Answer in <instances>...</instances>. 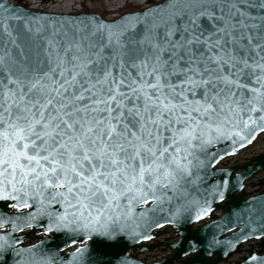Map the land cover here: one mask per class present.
Listing matches in <instances>:
<instances>
[{"label":"snow or ice","instance_id":"obj_1","mask_svg":"<svg viewBox=\"0 0 264 264\" xmlns=\"http://www.w3.org/2000/svg\"><path fill=\"white\" fill-rule=\"evenodd\" d=\"M258 132L264 0H162L111 22L0 0V264H130L127 241L227 201L235 169L215 164ZM26 229L43 238L22 248ZM220 243L170 247L200 264Z\"/></svg>","mask_w":264,"mask_h":264},{"label":"water","instance_id":"obj_2","mask_svg":"<svg viewBox=\"0 0 264 264\" xmlns=\"http://www.w3.org/2000/svg\"><path fill=\"white\" fill-rule=\"evenodd\" d=\"M8 3L12 4V5H17L15 3H13L12 0H8ZM160 3H162V2H160ZM160 3H158V4H160ZM154 5H157V4L148 5L146 7L154 6ZM17 6L20 7L21 11L28 10V11L33 12L35 15H53V14L60 15V13L35 11V10L30 9V8H26L22 5H17ZM142 9H144V8H142ZM142 9H140V10H142ZM140 10H137L134 12H138ZM128 13H130V12L123 13L114 19H109L106 17L103 18L101 15L94 14V13H77V14H63V15H66V16L71 15L72 17L80 16L81 18L95 16L104 22H111L114 20H118L119 17H121L122 15H126ZM261 134H264V133L258 132L256 134V139ZM248 146H250V145H248ZM248 146H246V147H248ZM241 150H243V149H240L239 151H241ZM238 152L235 155H237ZM235 155L226 156L222 160H219L215 164V171L217 172L218 175H222L227 170L235 169V171L232 172V177H233L232 184L234 185V188L230 192L227 201L226 202L217 201V203L213 205V212L221 211L222 214L219 217L211 219V216L213 213L212 212L210 216L206 217L202 221L192 223V224L183 223L179 227L180 235L177 234L178 228L176 225L164 224L163 227H170L176 233L177 240L173 243H164L163 244V243L157 242L155 244L147 245L154 238L151 240H136L135 242L127 241L125 244L122 245L121 251H122L124 256H126L130 259V264H167L168 261H171V264H175L178 262H180L179 264H183V261L185 259L183 252L178 248L170 247V245H175L176 242L179 241L182 236H188V237L195 236L197 238L203 239L204 240V246L206 247L207 242L212 239L213 235H215L216 238L221 241V243L217 244L213 249L209 250L211 252V254H209L208 252H204V254L201 257L200 264H222L229 256H231L233 253H235L238 246H240L241 244H243L245 242L251 241V240L260 239L261 237L264 236V235H259V232L261 231V229L259 228V224H260L259 212L258 211L253 212V208H255L257 210H259L261 208V206H262L261 202L264 201V193H260L254 197L244 198L242 196L243 188L239 187L240 183H243V185H244V182L246 180L251 178L254 174H256L258 171H260L263 168L264 155L257 158L254 162H248V163H245L243 165H237L234 167H229V168H224V169L217 167L221 161H223L226 158L233 157ZM238 177H239V179H238ZM249 220H251V223H249ZM161 223H164V222L161 221ZM246 224L248 225L247 230H249V231L252 228H256L257 235L250 237L247 240L240 239L239 242H237L235 239H233L234 234H238L242 228H245ZM235 225H239V226L236 227ZM163 227H161V228H163ZM158 229H160V228H153L149 234L153 237V232L158 230ZM26 230H28V229H26ZM16 235L20 236L22 238L26 237L22 240V243H21V245H19V247L28 248L31 245L23 247L22 244H24L25 241H27V240L34 239V235H43V234L39 231L32 232V230H30L26 234L16 233ZM41 239L42 238H39L38 242ZM229 241H231V243H229ZM38 242H36L34 244H37ZM57 243H60V241H57ZM140 243H145L146 245L140 246ZM159 247H165L166 249L171 251L172 255L169 258H165V259H162V260L157 261V262L146 263V262L137 260L135 256H132L129 254V252H131L132 250H135V249H139L140 252L144 253V252H150V251H152L156 248H159ZM185 247H186V245H185ZM68 248H70V247H68ZM68 248H63L62 251L65 249H68ZM62 251L59 253V256L67 257L71 253L70 252V253L62 254ZM252 256H256L257 260L252 261L250 259ZM14 261H15L14 254H10L8 256V264H14ZM57 264H61L59 259H57ZM64 264H67V262L65 261ZM238 264H264V254L263 255L252 254L249 257L242 260L241 262H239Z\"/></svg>","mask_w":264,"mask_h":264},{"label":"rangeland","instance_id":"obj_3","mask_svg":"<svg viewBox=\"0 0 264 264\" xmlns=\"http://www.w3.org/2000/svg\"><path fill=\"white\" fill-rule=\"evenodd\" d=\"M16 2H21L28 6V8L35 11L52 12L60 14H77V13H94L104 15L106 18L114 19L123 13H127L125 8L127 5L131 7L138 8L139 10L148 6L147 0H13ZM152 2L159 3L162 0H151ZM86 10L85 12H82ZM104 17V18H105ZM264 152V134L259 136L257 141L251 146V148L241 154L240 156L230 160L229 163L233 162H243L248 158H253ZM264 189V172L260 173L258 176L253 178L249 185V190H255L254 187ZM176 240L174 234L164 235L157 238L155 241L160 243H168ZM162 249L166 251L165 247H159L155 250ZM243 251V250H242ZM152 252V251H151ZM147 253L152 255L153 252ZM241 253L235 254L234 258L230 259L233 263L237 259H240ZM223 264H226L224 261Z\"/></svg>","mask_w":264,"mask_h":264},{"label":"flooded vegetation","instance_id":"obj_4","mask_svg":"<svg viewBox=\"0 0 264 264\" xmlns=\"http://www.w3.org/2000/svg\"><path fill=\"white\" fill-rule=\"evenodd\" d=\"M251 146L243 149L242 151H240L234 157H230V158L224 159L220 163L219 168L224 169V168L234 167V166H237V165H243V164L248 163V162H254L257 158H259L260 156L264 155V152H263V153L255 156L253 158L250 157V158H248L247 160H245L243 162H238L237 161V162L229 163L230 160H232V159L240 156L244 152L248 151L251 148ZM263 172H264V164H263V168L260 171H258L251 178H249L248 180H246L244 182V187H243V190H242V196L244 198H250V197H254V196H256V195H258L260 193H264V189L263 188H259L258 186L254 187L255 190H249V185H250L251 181L253 180V178H255L256 176H258L260 173H263ZM221 214H222L221 211H215V212L212 213L211 219L219 217ZM29 231H30L29 229L25 230V232L23 234H26ZM172 232H174V231L170 227H163V228H160V229L154 231L153 232V238L154 239H153V241L151 243H148L147 245L155 244L156 243L155 240L157 238H159L161 236H164V235H171ZM39 238H43V235H34V239L25 241V243L22 244V246L23 247L24 246H30V245L38 242ZM144 245H146V244L145 243H140V246H144ZM75 247H79V245H75V246H72V247H70L68 249L63 250L62 254H66V253H70V252L74 251ZM152 252H153V254L149 255V254H147L145 252L144 253L140 252L139 249H135V250H132L131 252H129V254L132 255V256H135L137 260H140V261H143V262L159 261V260H162V259H165V258H169L172 255V253L169 252L168 250L164 251L162 249H159V250H155L154 249ZM238 253L239 254L241 253L240 259H237L235 262L231 263L230 259L234 258V255L238 254ZM252 254H256V255H263L264 254V236L261 237L260 239L251 240V241L245 242V243L241 244L240 246H238L236 251H235V253L233 255L229 256L226 259V264H238L239 262H241L242 260H244L245 258L249 257ZM179 263L180 262L175 263V264H179Z\"/></svg>","mask_w":264,"mask_h":264},{"label":"trees","instance_id":"obj_5","mask_svg":"<svg viewBox=\"0 0 264 264\" xmlns=\"http://www.w3.org/2000/svg\"><path fill=\"white\" fill-rule=\"evenodd\" d=\"M15 3V2H14ZM15 4H17V5H22V6H24V7H26V8H28V6L27 5H25V4H22L21 2H16ZM147 4L148 5H152V4H156L155 2H152L151 0H147ZM137 10H139L138 8H135V7H131L130 5H127V8H125V11L126 12H134V11H137ZM86 10H83L82 12H85ZM101 15V14H100ZM102 17H105L104 15H101Z\"/></svg>","mask_w":264,"mask_h":264}]
</instances>
